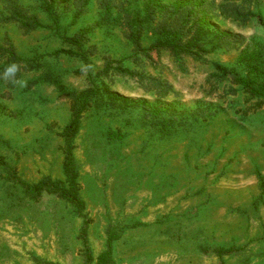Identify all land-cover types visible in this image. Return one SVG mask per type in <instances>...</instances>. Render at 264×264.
Returning a JSON list of instances; mask_svg holds the SVG:
<instances>
[{"label":"rangeland","instance_id":"1","mask_svg":"<svg viewBox=\"0 0 264 264\" xmlns=\"http://www.w3.org/2000/svg\"><path fill=\"white\" fill-rule=\"evenodd\" d=\"M19 1L42 24L25 33L3 23L7 13L0 2V45H13L33 61L22 70L25 87L0 80V157L23 181L66 180L62 135L72 121L71 101L54 81L84 94L93 90L90 74L123 61L132 71L162 79L173 93L160 100L136 79L118 75L96 81L100 94L73 141L85 218L56 196L26 198L0 168V264H97L114 227L120 235L113 244L114 264H264V192L258 179H264V99L259 106L228 82L217 93L207 92L216 65L244 73L238 61L264 53V3L246 27L210 15L219 30L246 39L242 50H217L205 63L186 58L180 68L168 51L153 52L151 60L136 55L128 40L124 12L115 5L144 14L146 0H110L108 19L102 0H92L81 13L77 0H56L54 20L45 0ZM154 1L162 8L204 0ZM157 21L144 34L145 49L156 41ZM85 31L90 68L78 57L58 54L78 52L62 37ZM230 86L238 93L226 96ZM151 109L171 113L177 130L163 135L147 116ZM220 249L230 252L220 256Z\"/></svg>","mask_w":264,"mask_h":264},{"label":"trees","instance_id":"2","mask_svg":"<svg viewBox=\"0 0 264 264\" xmlns=\"http://www.w3.org/2000/svg\"><path fill=\"white\" fill-rule=\"evenodd\" d=\"M55 1L45 0V3H47V14L53 20L52 10ZM77 1L81 5V13L85 12L86 7L92 0ZM0 2L7 13L1 20L3 23L17 24L25 33H32L42 28L39 18L35 15H30L19 0H0ZM109 2L110 0L101 1V8L105 11L106 19L111 16V10L114 8L110 6ZM263 3L264 0L183 1L161 8L160 4L154 0H146L143 7L144 14L138 11L126 12L127 10L124 9L125 5L123 3L115 6L121 12H124L122 26L126 29L127 38L133 46L136 55L140 54L151 60L153 52L168 51L175 57L179 67L184 68L186 58L205 63L206 57L217 50L240 51L246 46L247 41L245 38L219 30L211 22L210 15L232 20L238 25L246 27L258 17L259 8ZM255 10H257V13ZM158 15H160V18L157 21ZM156 21L157 24L152 30L156 41L149 49H145L143 47L144 34L150 25ZM262 27L264 29V25ZM88 36V32L85 31L73 38L62 37L64 43L76 48L78 52H59L58 54L78 57L87 68H90L89 55L84 48V45L89 42ZM29 63H33V61L26 60L18 55L13 45H0V80L4 79L3 72L11 64L18 66L15 79L21 80L22 70H26V66ZM238 64L244 67V73L222 65H216L217 74L210 76L207 80L208 94L217 93L220 86L228 82L243 89L250 99H258V101L264 99V53L253 52L241 58ZM110 75L136 79L146 93H154L160 100L168 98L173 93L172 87L162 79L149 76L145 72L132 71L124 66L123 61L107 62L104 70L100 73L95 76L90 74L89 79L93 90L84 94L79 95L66 91L61 83L54 81L61 94L71 101L72 121L62 135L66 139L67 144L64 164L66 180L53 181L45 179L36 185L29 184L20 178L14 167H11L0 157V168L7 171L9 179L22 189L26 198L38 201L45 194L56 196L61 201L69 204L80 217L85 218L86 204L79 189L78 173L74 163L73 141L81 128L83 114L90 107L92 100L100 94L96 81ZM6 80L15 86L12 80ZM37 84L38 82H34L31 86ZM237 93L238 91L230 86L225 95H235ZM261 103L259 101V106H261ZM168 114L171 113L162 109H151L147 112L148 118L157 122L163 135L170 134L169 131L174 130L175 132L179 126L174 127V122L177 120L175 118L171 120ZM258 179L264 192V179L261 175H258ZM119 237L118 228L114 227L108 230V250L98 257L96 260L97 264H114L113 244ZM217 252L218 255L222 256L230 251L220 249ZM86 255L88 262H93L88 251Z\"/></svg>","mask_w":264,"mask_h":264},{"label":"clouds","instance_id":"3","mask_svg":"<svg viewBox=\"0 0 264 264\" xmlns=\"http://www.w3.org/2000/svg\"><path fill=\"white\" fill-rule=\"evenodd\" d=\"M17 71H18V66L16 64H11L5 68L3 72V78L12 80V82L17 84L19 87H25L26 84L24 81L15 79Z\"/></svg>","mask_w":264,"mask_h":264}]
</instances>
